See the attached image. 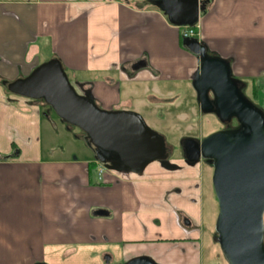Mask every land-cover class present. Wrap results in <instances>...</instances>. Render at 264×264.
<instances>
[{
    "label": "crops",
    "instance_id": "0c3cea01",
    "mask_svg": "<svg viewBox=\"0 0 264 264\" xmlns=\"http://www.w3.org/2000/svg\"><path fill=\"white\" fill-rule=\"evenodd\" d=\"M194 29L264 113V0H211ZM183 30L144 0H0V264H53L61 250L96 264L117 255L123 264H225L221 247L205 262L211 161L189 165L183 148L169 161L175 168L154 161L140 174L107 169L100 180L84 132L86 148L55 154L59 128L44 103L2 85L58 59L79 94L139 114L138 98H179L177 84L193 86L201 61L183 46ZM218 238L216 230V246Z\"/></svg>",
    "mask_w": 264,
    "mask_h": 264
},
{
    "label": "water",
    "instance_id": "95a60500",
    "mask_svg": "<svg viewBox=\"0 0 264 264\" xmlns=\"http://www.w3.org/2000/svg\"><path fill=\"white\" fill-rule=\"evenodd\" d=\"M144 1L177 28H194L207 13L203 0ZM183 46L201 61L193 86L202 112L216 107L222 122L233 117L240 122L238 128L222 129L200 140L184 139L185 161L195 165L209 158L212 162L219 208L216 230L228 264H264V113L239 93L224 60L207 56L205 45L197 38H184ZM2 85L11 94L44 100L63 122L86 134L95 160L109 170L140 174L167 152L164 138L140 115L104 110L91 97L79 94L58 59L40 64L26 77L4 80ZM110 157L117 161L107 164ZM162 165L173 168L169 161ZM109 261L108 257L106 263ZM127 264L156 263L138 257Z\"/></svg>",
    "mask_w": 264,
    "mask_h": 264
},
{
    "label": "rangeland",
    "instance_id": "374dc122",
    "mask_svg": "<svg viewBox=\"0 0 264 264\" xmlns=\"http://www.w3.org/2000/svg\"><path fill=\"white\" fill-rule=\"evenodd\" d=\"M184 29V28H183ZM71 79V78H70ZM151 87V86H149ZM177 92H181L179 98H138L134 101V109L139 112L146 124L155 132L160 134L168 144L172 145L173 151L170 154L173 156L183 152L182 142L186 138L202 139L207 135L215 133L224 129L227 125L222 122L214 113L202 112L195 95V89L190 84H177L174 87ZM39 102L44 103L43 106L47 112L52 115L55 124L58 126V130H53V134L56 135L54 151L55 154L61 153L67 147L86 148L81 139L77 138L82 131L72 125L62 123L54 110L47 105L44 100ZM144 103V105H142ZM141 105V106H140ZM239 122V121H238ZM66 128H70V134L66 135ZM68 139L72 141L68 142ZM73 143V144H72ZM72 144V145H71ZM77 151H80L79 149ZM48 157H51L50 152H45ZM73 155H78L77 152H71ZM205 184L209 188V203L205 208L204 227L206 231V238L204 244L205 262L207 263V257L210 252L217 250L220 245L217 246L213 243V234L216 231V220L219 212L217 198L212 189V175L213 167L210 168L204 165ZM212 184V186H211ZM63 250L59 253L60 260L53 262V264H96L95 260H87L81 257H77L74 254L63 257ZM216 253V251H215ZM106 263L105 258L103 259ZM99 264L102 261L99 259ZM48 263V262H46ZM52 264V263H48ZM110 264H123L122 257L118 256L110 262ZM227 264V261L225 262Z\"/></svg>",
    "mask_w": 264,
    "mask_h": 264
},
{
    "label": "flooded vegetation",
    "instance_id": "af4514ba",
    "mask_svg": "<svg viewBox=\"0 0 264 264\" xmlns=\"http://www.w3.org/2000/svg\"><path fill=\"white\" fill-rule=\"evenodd\" d=\"M209 95H210V98L213 100L214 99V96H213V93L211 91H209ZM216 107H214V110L211 111V113H214L216 116L217 114L215 113L216 111ZM227 125L224 127V129H235V128H238L240 126V122H238L237 118L236 117H233L232 119L228 120L227 122H225ZM199 140V139H198ZM172 159V154H170V151H167L166 154L164 155V157L160 160L161 163L163 162H167V161H170ZM209 162L211 161L210 159H208ZM107 161V164H113L114 162H116L117 160L114 158V157H110V158H107L106 159ZM170 163V162H169ZM171 164V163H170ZM173 166V168H175V166L173 164H171ZM99 166H103L106 170H107V167L100 163ZM108 258V257H107ZM106 258V259H107ZM128 261L125 263L127 264ZM107 264V263H106ZM110 264V261L109 263Z\"/></svg>",
    "mask_w": 264,
    "mask_h": 264
},
{
    "label": "built area",
    "instance_id": "2783aa9c",
    "mask_svg": "<svg viewBox=\"0 0 264 264\" xmlns=\"http://www.w3.org/2000/svg\"><path fill=\"white\" fill-rule=\"evenodd\" d=\"M195 36V29L194 28H184L183 30V37H194ZM98 176L101 180L103 174L105 173L106 169L103 166H99L98 169Z\"/></svg>",
    "mask_w": 264,
    "mask_h": 264
},
{
    "label": "trees",
    "instance_id": "16d2710c",
    "mask_svg": "<svg viewBox=\"0 0 264 264\" xmlns=\"http://www.w3.org/2000/svg\"><path fill=\"white\" fill-rule=\"evenodd\" d=\"M203 2L205 4L206 10H208V7L210 6L211 0H203ZM230 77H231L232 81L234 82V84L237 86L238 91H240L239 87H238V81L236 79H234L231 74H230ZM206 159H209V158H206ZM218 240H219V238H218Z\"/></svg>",
    "mask_w": 264,
    "mask_h": 264
}]
</instances>
